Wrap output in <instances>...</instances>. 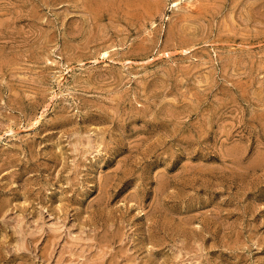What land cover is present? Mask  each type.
Instances as JSON below:
<instances>
[{"label": "rangeland", "instance_id": "rangeland-1", "mask_svg": "<svg viewBox=\"0 0 264 264\" xmlns=\"http://www.w3.org/2000/svg\"><path fill=\"white\" fill-rule=\"evenodd\" d=\"M186 1L0 0V264H264V0Z\"/></svg>", "mask_w": 264, "mask_h": 264}, {"label": "bare ground", "instance_id": "bare-ground-1", "mask_svg": "<svg viewBox=\"0 0 264 264\" xmlns=\"http://www.w3.org/2000/svg\"><path fill=\"white\" fill-rule=\"evenodd\" d=\"M186 1V0H185ZM189 1H191V0H189ZM187 2V1H186ZM193 2V1H192ZM179 4V3H178ZM193 4H194V2H193ZM186 5H188V4H186ZM186 5H185V7H186ZM187 8V7H186ZM106 53L105 54H107V51H105ZM104 53V52H103ZM103 56H106V55H103ZM109 56V55H108ZM107 57V56H106Z\"/></svg>", "mask_w": 264, "mask_h": 264}]
</instances>
